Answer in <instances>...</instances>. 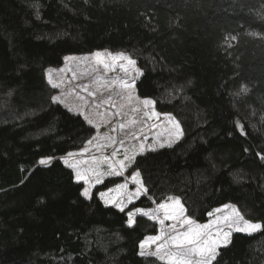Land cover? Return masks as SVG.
I'll list each match as a JSON object with an SVG mask.
<instances>
[{
  "label": "trees",
  "instance_id": "1",
  "mask_svg": "<svg viewBox=\"0 0 264 264\" xmlns=\"http://www.w3.org/2000/svg\"><path fill=\"white\" fill-rule=\"evenodd\" d=\"M102 50L136 60L139 97L183 131L136 158L148 194L128 211L179 197L197 223L225 205L264 223V0H0V264H166L139 254L155 222L98 198L119 179L87 200L60 160L95 132L51 102L45 70ZM214 264H264V232Z\"/></svg>",
  "mask_w": 264,
  "mask_h": 264
},
{
  "label": "snow or ice",
  "instance_id": "2",
  "mask_svg": "<svg viewBox=\"0 0 264 264\" xmlns=\"http://www.w3.org/2000/svg\"><path fill=\"white\" fill-rule=\"evenodd\" d=\"M95 57V64L98 68L102 67L105 72L114 71L117 61H126L127 64H120L121 69L125 73V77L118 82L97 79V83L102 86H108L109 84L117 86L119 88V95L121 99L126 101V105L131 108V111L140 113L142 112L145 119H152L153 117L159 118L161 113L155 111L156 100L152 98H140L137 95H134L136 87V77L138 75H143L139 68H135L136 75L128 77V69L136 65V60L132 59L131 56L127 55L124 52L113 53L110 51H97L93 54ZM66 59H73L68 57ZM87 59V57L85 58ZM75 75V74H74ZM48 83L52 85L53 88H59L60 85L53 83L51 73H49ZM83 91L87 92L88 96L95 97V92L88 91V87L84 86ZM248 88L242 86L241 92L246 93ZM238 95L240 93H237ZM61 95H55L51 97L52 103L63 104L64 100L61 98ZM80 100H85V96H79ZM112 97L109 96L104 103H109ZM87 102V101H86ZM99 107V104L96 105ZM115 107V105H113ZM117 109V111L111 113L113 116H121L122 109ZM71 111V109H69ZM169 122L172 124V128L168 129L167 139L163 142H159L156 146H149L147 150L156 151L157 148L171 147L173 137L175 139H180L183 135V131L180 127L179 121H176L174 117L170 114L167 116ZM84 119L88 124H92L93 121L87 116L84 115ZM106 123H111V121H106ZM131 124H137L139 121L133 119ZM98 127V126H97ZM240 130L243 133V126L240 125ZM120 130H124L126 125L120 123L118 125ZM112 132H116L117 128L113 127ZM142 131V129H141ZM163 133H160L155 137L158 141ZM134 139H140L135 133H132ZM97 139L93 137L89 139L87 143L91 145L93 140ZM106 141L109 144L116 145L119 143L120 148H115L110 155H104L102 157L93 156L91 161L88 160H75L70 161L69 159L64 160V164L75 172V181L81 182L88 185L83 187L81 195L88 199H92V194L90 192L91 188H94L96 185L102 184L104 182L105 173L100 170L102 164H107L109 169L107 175L109 176H123L124 173L135 165L136 156L142 155L146 150L144 145L141 144L139 153L133 152L128 154V149L124 148V141H117L115 136H107ZM146 140L147 137L145 136ZM103 148L105 145H99ZM120 149H123L124 155L122 159L116 160L115 158L118 155ZM88 152L87 148L83 149V153ZM76 153H68V157L75 156ZM260 159H264V155H260ZM51 157L46 159H40V165H48L50 163ZM85 165L86 167L81 170V166ZM131 183L136 185L134 191L129 192L128 182L117 184L115 188H109L107 191L99 192V198L102 200L105 205L111 204L113 207L119 209L120 212L125 211V206L133 202L134 198H139L141 196H146L148 194V189L145 187L143 180L141 178V173L138 169H134L130 176ZM111 193H116L115 196L110 195ZM169 202H164L158 204L155 208L152 209H142L136 208L134 211L130 210L127 212V223L129 226L135 223V217L137 214L146 216L149 220H155L160 225H164L166 220L174 221L170 225L171 232H165L162 228L160 235L150 236L140 244V255L144 257L156 256L160 259H165L167 264H214L219 255V248L222 246H227L230 242V237L233 232L243 233L249 236H252L256 233L264 232V223L253 222L251 220L245 219V217L240 214V212L235 209L233 206L225 205V208L232 207L233 210L227 215L217 216L216 213H220L221 209L217 208L215 212H209V216H215V219L210 220L208 223H197L196 220L192 219L190 216H186V209L181 203L179 197H169ZM179 225V228L177 227ZM149 241H163L160 243L155 252L145 251V244Z\"/></svg>",
  "mask_w": 264,
  "mask_h": 264
},
{
  "label": "rangeland",
  "instance_id": "3",
  "mask_svg": "<svg viewBox=\"0 0 264 264\" xmlns=\"http://www.w3.org/2000/svg\"><path fill=\"white\" fill-rule=\"evenodd\" d=\"M106 51V50H104ZM103 50L101 52H104ZM97 52V51H96ZM95 53V52H94ZM87 54V55H70L66 56L63 59V65L61 67H50L45 70V77L46 81L48 83V78H49V73H51L52 76V81L53 83L59 84V88H53L51 84L49 86L53 89V96L55 95H63L61 98L64 100L63 104L61 105L64 109H66L68 112L78 115L84 119V115H87L92 121V124H88L87 121L84 119V121L94 130L95 134L93 137H96L97 139L93 140V143L89 145L88 143L85 145L84 148L88 149V152L81 153L83 152V149L77 152L75 156L73 157H68V155L62 157L60 160L64 164L65 159H69L70 161H75V160H88L91 161L93 156H99L102 157L104 155H110L111 152L113 151L114 147L115 148H120L119 143L116 145L109 144L106 141L107 136H115L117 141L123 140L124 141V148L128 149V154H132L133 152L139 153L140 151V146L141 144L144 145L145 151L143 154L152 152L151 150H147L149 146H156L159 142H163L167 139L168 136V129L172 128V124L169 122L167 116L168 115H162L159 118L153 117L152 119H145L143 117L142 112L137 113L131 111V108L126 105V101L121 99L119 95V88L117 86H113L109 84L108 86H102L97 83V79L100 78L102 80H108V81H115L118 82L119 80L123 79L125 77V73L123 69H121L120 64H127L126 61H117L116 62V67L114 71H108L105 72L102 67L98 68L95 64V57L93 54ZM68 57H72L73 59H66ZM87 57V59H85ZM135 68L137 66L135 65L134 67H130L128 69V77L131 78V76L136 75ZM75 74V75H74ZM140 75L136 77V83L139 80ZM84 86L88 87V91L90 92H95L96 95L95 97L88 96L87 92L83 91ZM134 95H138L137 89L135 87V92ZM79 96H85V100H80ZM111 96L112 99L109 103H104L105 100L108 99V97ZM141 98V97H140ZM58 104V103H55ZM99 104V107H96V105ZM115 105V107H113ZM121 106H124L122 109V115L121 116H113L111 113L117 111V109L121 108ZM71 109V111H69ZM156 111V110H155ZM135 119L139 121L137 124H131L130 122ZM106 121H111V123H106ZM120 123H124L126 125V128L124 130H120L118 128V125ZM98 126V127H97ZM115 127L117 128L116 132H112L111 129ZM181 127V126H180ZM142 129V131H141ZM182 129V128H181ZM132 133H135L137 136L140 137V139H134L132 136ZM163 133V135L160 137V140L158 141L155 139L158 134ZM147 137L145 140L144 137ZM92 137V138H93ZM183 137V135H182ZM175 139L173 137V143L172 146L177 144L181 139ZM99 145H105V147L101 148ZM171 146V147H172ZM164 148H170V147H164ZM163 149V148H157V150ZM156 150V151H157ZM142 154V155H143ZM124 155L123 149H120L118 152L117 157L115 158L116 160L122 159ZM140 156L137 155L136 158ZM52 160H50V163L48 165H41V166H49L51 164ZM65 165V164H64ZM66 166V165H65ZM134 166V165H133ZM67 167V166H66ZM86 167L85 165L81 166V170ZM72 170V169H71ZM100 170L105 173L104 175V182L102 184L96 185L94 188L90 189L91 194H93L94 190L97 188H101L103 184H105L106 181L112 180V179H119V183H125L126 181L128 182V191L132 192L135 190L136 185H133L130 180V176L133 172V168H129L123 176H109L107 175L109 169L107 168V164H102L100 166ZM73 171V170H72ZM73 173H75L73 171ZM83 182V181H81ZM117 184L112 185L108 187L105 190L101 191H107L109 188H115ZM88 185L83 184V187H87ZM100 191V192H101ZM99 194V192H98ZM110 195L115 196L116 193H111ZM144 196H141L139 198H134L133 202L130 204H127L125 206V210L128 211L130 206L134 203H136L140 198ZM99 198V195H98ZM88 200V199H87ZM169 202L168 199L165 201L161 202ZM104 205L105 203L102 202ZM160 204V203H158ZM158 204H154L152 208H155ZM107 207H112L111 204L105 205ZM232 206V205H230ZM234 207V206H233ZM151 208V209H152ZM235 208V207H234ZM221 212L216 213L217 216L221 215H227L229 214L233 208L228 207L225 208L221 207ZM236 209V208H235ZM148 210V209H145ZM134 211V210H132ZM215 212V210L213 211ZM185 215L187 216L186 212ZM142 216L147 218L146 216L137 214L136 217ZM135 217V219H136ZM148 219V218H147ZM215 219V216H210V220ZM155 222L158 225V234L160 235L161 229L163 228L165 232L170 233L171 228L170 225L174 223V221L171 220H166L164 225H160L157 221L151 220ZM208 221V222H209ZM207 222V223H208ZM134 225V224H133ZM131 225V226H133ZM179 228V225H177ZM237 232H233L232 236L236 234ZM243 234V233H240ZM155 235V236H157ZM246 235V234H244ZM230 237V242L231 238ZM150 237V236H149ZM147 238H145L146 240ZM144 240V241H145ZM143 241V242H144ZM163 241H149L147 244H145V251H153L155 252L158 245L162 243ZM230 242L227 244V246L230 244ZM227 246H222L219 248L227 247ZM141 251V248H140ZM144 257V256H143ZM158 259L159 261L166 263L167 261L165 259H160L156 256H150Z\"/></svg>",
  "mask_w": 264,
  "mask_h": 264
},
{
  "label": "crops",
  "instance_id": "4",
  "mask_svg": "<svg viewBox=\"0 0 264 264\" xmlns=\"http://www.w3.org/2000/svg\"><path fill=\"white\" fill-rule=\"evenodd\" d=\"M74 178H75V173H74ZM77 183H80V184H84L83 182H77ZM86 199V198H85ZM100 199V198H99ZM101 202H103L102 200H101ZM113 207V206H112ZM116 208V207H115ZM118 209V208H117Z\"/></svg>",
  "mask_w": 264,
  "mask_h": 264
}]
</instances>
